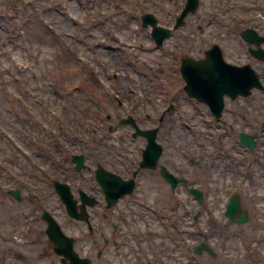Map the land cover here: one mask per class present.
Returning a JSON list of instances; mask_svg holds the SVG:
<instances>
[{
  "label": "rangeland",
  "instance_id": "374dc122",
  "mask_svg": "<svg viewBox=\"0 0 264 264\" xmlns=\"http://www.w3.org/2000/svg\"><path fill=\"white\" fill-rule=\"evenodd\" d=\"M183 2L0 0V256L7 264H57L43 254V248L48 246L45 223L40 219L43 210L49 211L67 234L82 237L88 230L84 223L67 216L53 188L46 185L43 178L31 175L34 168L14 148L18 145L17 140L31 147L37 163L46 162V154L34 139L42 144L38 140L39 123L51 119L50 115L54 116L59 110L62 124L73 132L60 135L58 143L61 149L65 145L64 152L53 149L49 155L64 153L68 156L63 168H58L55 174L61 172L62 181L69 183L75 194L80 187L99 200L102 193L92 177L96 164L110 169L115 164L116 171H122L126 162L137 156L144 146L140 136L135 142L128 140L131 129L125 124L110 133V140L95 141L98 139L95 129L101 126L95 118L97 97L102 96L100 85L104 81L108 91L112 92L109 87L118 91L122 102L120 107L116 101L109 103L111 122L116 125L118 117L131 113L139 115L137 120L141 128L150 127L152 122L145 119L146 115L152 119L154 112L160 113V107L171 102L173 108L166 113L158 135L164 145L161 162L168 161L172 169L173 165L179 164V170L190 173L189 159L194 155H198L203 163L216 150L222 159L218 168L213 165L201 169L203 176L208 178L206 194L210 202H214L208 206V221L200 222L203 230L211 231L209 237L193 234L191 226L181 220L179 226L187 230V234H179L180 229H177V262L171 258L176 252L166 238V232L175 229L171 219L177 216L178 224L181 211H185L186 205L190 206L193 200L183 186H179L177 195L172 196L157 181V175L148 171L139 178L136 192L115 208L105 211L101 205L89 209L95 231L107 236L111 230L110 224L114 220L108 218L107 221L100 216L123 215L125 222L121 225L125 227L122 232L129 236L123 250L131 252L130 258L136 253H144L154 264L159 258L158 264L191 263L189 255L183 253L187 241H208L219 252V259L210 264H264V131L258 134L259 144L252 156L247 148L235 143L236 133L232 134L229 126L232 124L237 130L249 132L256 130L258 123L255 121L260 122L264 116V90H254L247 98L226 99L222 119L218 122L209 119L205 105L189 99L181 91L168 99L170 88L177 79L170 78L172 74L177 76V50L182 51L177 49V37L186 41L214 37L218 41L226 40V45L234 47L238 28L254 23L264 27V0H200L197 12L189 15L185 24L173 32L162 47H156L149 29L141 26L140 15L150 11L158 17L160 24L171 25ZM197 24H201L202 30ZM78 55L88 64L81 66ZM226 57L230 55L227 53ZM252 65L257 72H262L263 63L252 62ZM111 67L116 68L115 73L110 71ZM262 77L264 84V75ZM77 83L81 88L74 91L73 86ZM140 89L143 95L139 94ZM126 102L129 105L134 102L131 103L133 107ZM199 143L203 147L195 149ZM83 146H87L88 151L90 147L92 149L85 160L89 168L74 173L68 163L70 154ZM121 154L128 159L122 158ZM198 156L194 158L196 161ZM224 164L230 166L226 171ZM9 170L19 172L25 184L20 188V201L9 197L2 187L9 181ZM212 177L218 180L217 184L212 183ZM147 178L153 186L149 191ZM228 190L239 192L242 207L249 209V220L245 224L229 223L225 217L223 204ZM173 202L177 203L175 210H171ZM143 203L151 205L154 213L142 208ZM163 216L165 220L168 218L167 222ZM132 235H136L134 241ZM94 238L98 240L99 249L106 253L96 262L93 251V262L117 264V256L112 254L113 246L104 244L97 234L90 239H79L78 250L84 253ZM134 242L139 243L140 248L134 246L131 249ZM15 254L21 258L17 259ZM206 256L204 254L194 262L208 264ZM129 264H133L132 261ZM137 264L145 262L141 259Z\"/></svg>",
  "mask_w": 264,
  "mask_h": 264
},
{
  "label": "water",
  "instance_id": "95a60500",
  "mask_svg": "<svg viewBox=\"0 0 264 264\" xmlns=\"http://www.w3.org/2000/svg\"><path fill=\"white\" fill-rule=\"evenodd\" d=\"M197 0H187L185 7L183 8L180 15L176 18V23L174 28L183 22V17L187 15L188 12H193L196 7ZM142 24L147 26L150 24L152 26V36L155 38L156 42L160 43L161 39L169 33V29L158 26L156 18L149 13L142 15ZM243 36L247 38V33H243ZM259 56L264 57V53H259ZM211 61L214 62V66H211ZM220 60L217 53H213L208 60L198 62V64L189 62V67L202 69L207 73V76H196L194 73L186 72L183 70V75L186 78L188 84L186 89L191 96H194L207 104H209L213 113L218 117L220 115L221 109L223 107V95L227 94L231 97H235L238 94L247 95L250 92V88L262 87L257 75L249 67L245 65L240 68H231L220 65ZM148 137V144L146 149L143 150L145 162L143 166H155V162L160 154L161 147L154 141V131L146 132ZM241 140L248 144L250 147L253 146L254 141L252 137L241 133ZM163 174L167 179H172V186L175 184L176 180L163 170ZM97 179L102 184L105 193L107 194V200L110 205L114 203L116 197L124 192L126 186H124L117 177L106 176L105 172L99 170L97 172ZM56 189L59 193L62 201L65 203L67 212L76 218L81 216L80 213L76 212L75 201L72 199V195L69 191L68 186L65 184L56 183ZM190 191L199 199H201V192L195 189H190ZM19 198V196H17ZM84 209V205H81ZM238 210V199L237 194L231 196L230 201L227 204L226 214L231 220L235 219V214ZM82 217V216H81ZM43 218L47 221L48 227L45 232L52 242H54L55 251L58 254H63L71 259L70 264H88L86 259L75 260V253L72 250V241L70 238L65 237L58 224L53 220V218L47 213H43ZM86 219V215L84 214ZM238 221H243L246 219L245 211L242 216L236 218ZM208 248L207 244H200L197 249Z\"/></svg>",
  "mask_w": 264,
  "mask_h": 264
},
{
  "label": "flooded vegetation",
  "instance_id": "af4514ba",
  "mask_svg": "<svg viewBox=\"0 0 264 264\" xmlns=\"http://www.w3.org/2000/svg\"><path fill=\"white\" fill-rule=\"evenodd\" d=\"M198 28H200L201 29V26L200 25H198ZM184 41H186V39L184 38V39H180V38H178L177 37V49H182V51H178L177 50V60L180 62L184 57H194V58H196V59H199V58H203L204 56H205V51L209 48V46H206V47H203V45L202 44H200V45H195V44H191V42L189 43V44H187L186 42H184ZM199 40H197V42H198ZM181 42H184V43H182L181 44ZM221 51H222V53L224 54V56H225V58L227 59V60H229V61H232V62H237L238 60H239V58H240V56H241V52L244 50V51H246L247 50V48L245 47V45L244 46H237V47H234V48H230L228 45H226V44H223V45H221ZM231 51V52H230ZM227 53L230 55V57L229 58H227L226 56H227ZM232 54L234 55V56H236V57H233L232 56ZM161 158H162V156H161ZM161 161V160H160ZM164 165H167V166H170L168 163V161L167 162H162ZM143 170H149L148 172L149 173H151V171H153L154 172V174H158L159 175V169H156V170H151V169H143ZM143 170H139L138 171V173H137V175L141 172V171H143ZM150 178V177H149ZM149 178H147V182H148V185H149V189H148V191L150 190V189H152L153 188V186H152V184L149 182ZM100 227V226H99ZM98 227V228H99ZM118 230V225L116 224V226H115V232ZM92 232V231H91ZM120 233H122V230H120ZM104 240V242L106 243V244H108V239L107 238H104L103 239ZM75 242H77V238L75 237ZM96 242H95V240H94V242H93V244H95ZM113 243H114V245L115 246H117L118 245V242L117 241H113ZM124 243V242H123ZM122 243V244H123ZM122 244L121 245H119V246H117V250L115 251V252H117L116 253V255H120L121 254V252H120V250H121V246H122ZM148 245H149V243H148ZM137 247H139L140 248V244L139 243H137ZM103 255H105V254H103V250L101 249H98L97 250V252H96V257L98 258H100L101 259V257L103 256ZM58 261H59V263H61L62 261H61V258L60 257H58ZM65 262H67V260H65Z\"/></svg>",
  "mask_w": 264,
  "mask_h": 264
}]
</instances>
